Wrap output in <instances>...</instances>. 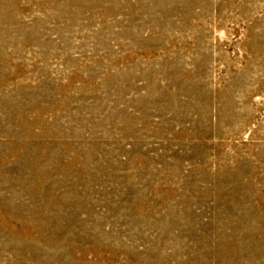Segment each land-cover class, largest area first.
Returning a JSON list of instances; mask_svg holds the SVG:
<instances>
[{
  "label": "rangeland",
  "instance_id": "obj_1",
  "mask_svg": "<svg viewBox=\"0 0 264 264\" xmlns=\"http://www.w3.org/2000/svg\"><path fill=\"white\" fill-rule=\"evenodd\" d=\"M0 264H264V0H0Z\"/></svg>",
  "mask_w": 264,
  "mask_h": 264
}]
</instances>
